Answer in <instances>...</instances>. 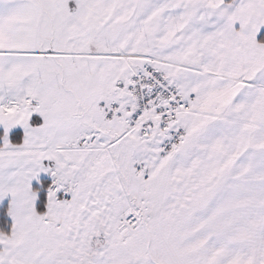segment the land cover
<instances>
[{
	"label": "snow or ice",
	"instance_id": "snow-or-ice-1",
	"mask_svg": "<svg viewBox=\"0 0 264 264\" xmlns=\"http://www.w3.org/2000/svg\"><path fill=\"white\" fill-rule=\"evenodd\" d=\"M0 264H264V0H0Z\"/></svg>",
	"mask_w": 264,
	"mask_h": 264
}]
</instances>
